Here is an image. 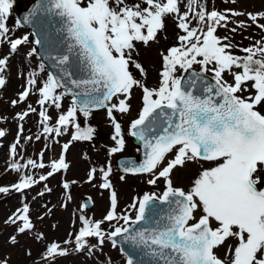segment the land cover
<instances>
[{
  "label": "snow or ice",
  "instance_id": "1",
  "mask_svg": "<svg viewBox=\"0 0 264 264\" xmlns=\"http://www.w3.org/2000/svg\"><path fill=\"white\" fill-rule=\"evenodd\" d=\"M14 3L15 0H0V40L13 51L29 40L27 35L8 38L6 21ZM37 3L38 7L24 16V22H31L37 11L58 17L60 31L66 34L67 54L52 57L59 73H48L39 86L35 73H29L27 86L11 103L15 106L25 101L36 88L43 133L61 136L72 129L71 140L62 146L59 158L48 165L32 159L26 164L10 163L9 167L20 173L19 180L0 186V193H23L38 183L21 171L24 167H49L51 170L40 175L39 181L68 169L64 151L73 141L93 139L95 129L88 125V119L94 109H106L113 128L111 139L115 146L108 149L109 155L122 151L125 140L114 113H130L132 92L139 88L142 106L128 131L140 141L143 159L139 164L129 162L123 170L146 175L147 184L152 186L162 180V189L133 197L127 209L118 213V196L108 179L111 169H102L100 188L111 190L110 207L101 220L80 217L82 226L75 233L73 251H92L108 240L113 247L119 242L132 249H120L126 256L125 264H145L143 257L149 258L147 264H264V36L240 47L228 36L216 34L220 28L228 30L229 22L236 25L230 29L232 33L252 25L264 33V23H260L264 11L208 10L200 0H186L184 10L182 0ZM241 16L250 23L234 19ZM167 17L174 19L183 34L177 35V44L160 54L158 87H149L131 70L134 67L141 76H147V70L133 53L138 42L147 45L157 39ZM42 43L41 39L34 41L36 45ZM36 51L33 47L29 55ZM72 57L79 76L70 70ZM8 63L7 56L0 57V88L7 83L4 73ZM194 65L200 66L199 72ZM205 73L212 74L213 82L207 81ZM226 75L231 80L225 79ZM66 95H71V104L50 124L52 117L45 104L60 109ZM36 111L29 105L16 118L23 121ZM80 117L84 119L83 127ZM20 132L11 147L13 155ZM4 135L0 130V137ZM40 138L37 135L36 139ZM43 155L42 152L41 158ZM200 162H207L209 167L201 164L187 189L175 185L173 173L177 168ZM94 173L95 169L89 171V181L94 179ZM63 187L67 189L69 183ZM46 190L51 191L47 187ZM29 212V205L24 203L5 223L16 225L18 233H25L33 228ZM105 222L110 225L107 232L102 227ZM37 238H43L42 234ZM89 238H95L97 244L89 245ZM11 242H16L15 236ZM219 248H225L223 256L218 254ZM68 254V248L53 241L46 245L42 259L45 264H54L57 257ZM137 255L142 258L136 260ZM0 264H8V260L0 259Z\"/></svg>",
  "mask_w": 264,
  "mask_h": 264
},
{
  "label": "rangeland",
  "instance_id": "2",
  "mask_svg": "<svg viewBox=\"0 0 264 264\" xmlns=\"http://www.w3.org/2000/svg\"><path fill=\"white\" fill-rule=\"evenodd\" d=\"M30 2L31 0H15L6 21L10 29L9 39L23 38L27 34L28 42L18 46L17 50L13 51L7 42L0 40V57L7 56L9 60L7 70L4 73L7 83L3 88H0V128L5 129V135L0 137V186H10L19 180L20 173L13 171L9 165L19 159L12 156L11 147L16 144L17 133L20 132L21 125L23 130L20 132L16 152L25 153L29 159L38 163L43 162L48 165L51 160L58 159L62 146L71 140L72 129L61 136H55L54 133H43L39 117L40 105L37 103L40 97L36 88L32 89L25 101H19L15 106L11 103L12 100H18V94L27 86L26 81L29 73H35L37 86L47 79L49 73L46 67L41 66V61L36 52L29 55L31 49L36 48L31 32L21 24H17L18 9L27 7ZM200 3H203L208 10L215 8L218 11H223L232 8L242 12L264 11V0H236L234 4L231 0H200ZM185 4L186 0H182V10H184ZM234 19L245 20L250 23L246 16ZM164 23L165 28L155 41H150L147 45L138 42L136 52L133 53L134 59L147 70V76H141L134 67L131 70L138 79L143 80L149 87H158L159 71L162 66L160 54L177 44V35L183 34L176 27L172 17H167ZM260 23H264V20H261ZM193 25H195V21H193ZM233 27L236 25L229 22L228 30L223 29V32H226L224 36H228L232 43L240 47L249 46L264 36V33L254 25L246 30L238 29L236 33L230 31ZM219 36L224 37L221 34ZM233 51L237 55H242L238 49ZM193 68L200 71L199 65H194ZM206 74L212 76L211 73ZM225 79L231 80V77L226 75ZM57 91L62 90L58 89ZM71 102L72 99L69 96H64L60 109L46 103L44 107L47 108L48 114L52 117L49 123L54 124L56 117L61 112H65ZM130 104V113H114L121 123L122 135L125 140V147L122 151L109 155L108 149L115 146V142L111 139L113 128L107 117L106 109L94 110L88 119V125L95 129L93 139L73 141L64 151L65 162L69 165L68 169H61L47 180L39 181L40 175H46L51 170L49 167L43 169L32 168L31 166L24 167L21 171L25 170V174L33 176L38 183L30 189L24 190L23 193L15 191H10L8 194L0 193V259H7L8 264H45L42 254L46 245L55 241L60 243L62 247L68 248L69 254L57 257L54 264H125V256L120 253L118 246L113 247L108 240H105L102 247L92 251L85 249L76 252L73 249L75 247V233L82 226L80 217L101 220L110 207L111 190L100 188V184L103 183L102 169H111L108 179L118 196V213L127 209L133 197L142 196L144 192L162 189V180L158 186H152L147 184L148 177L146 175H131L121 172L115 166V159L120 155L139 157L138 145L133 142L128 131L131 120L137 117L139 108L142 106V92L139 88L133 90ZM29 105L36 108L37 111L35 113L30 112L23 121L18 120L16 114L27 111ZM261 111H264V105L261 106ZM79 122L83 127V117L79 118ZM37 135L41 137L39 140L36 139ZM29 137H33V139L28 141L26 138ZM42 152L44 155L41 158ZM201 164L203 167H209L207 162H200V164L189 163L184 168H177L173 173L175 185L187 189L192 177L200 170ZM92 169H95L94 179L89 181L88 173ZM122 176L124 177L123 180L120 179ZM65 182L71 184L70 190L63 187ZM46 187L51 191H47ZM84 196L91 198L90 208H84L82 203ZM24 203L29 205V215L33 228L26 230L25 233H18L16 225L5 223V221ZM113 223L117 222L114 221ZM102 227L106 232L110 230L108 222H105ZM70 233L72 235H69ZM41 234L43 238H37ZM12 236L16 237L15 243L11 242ZM66 240L69 241L68 244H64ZM88 243L89 245H96L97 240L89 238ZM224 252L225 248L218 249L219 255L223 256Z\"/></svg>",
  "mask_w": 264,
  "mask_h": 264
},
{
  "label": "water",
  "instance_id": "3",
  "mask_svg": "<svg viewBox=\"0 0 264 264\" xmlns=\"http://www.w3.org/2000/svg\"><path fill=\"white\" fill-rule=\"evenodd\" d=\"M39 2L43 4L45 3V0H39ZM35 7H38L37 0H32L28 5V7L26 8H20L18 10V19L25 27L32 30L35 40L41 39L43 41L41 45H37V52L40 58L42 59V61L48 67L49 71L51 73L58 74L59 69L57 68L56 62L52 59V57L57 55L67 54V46L64 41V36L66 34L60 31L61 23L59 18L47 12L37 11L36 15L32 17L31 22L25 23L24 16L28 14L30 11H33ZM71 63H72V67L70 70L76 72V75L79 76L80 73L77 71L75 57L71 58ZM183 75L186 76L187 74H183ZM203 75H205L208 82H213L212 76L208 74H203ZM134 142H136L140 146V159H137L134 156H119L116 159V166L119 169L123 170L124 167L129 164V162L139 164L143 159V150L141 148L140 141L134 137ZM83 203L84 205H86L85 206L86 208L91 207V199L89 197H84ZM117 239L119 240V238ZM118 246L120 249L121 247H124L128 252L132 251V249L128 245H122L121 243L118 242ZM135 258L136 260H140L142 257L137 255ZM143 259L145 261V264H147L149 258L143 257Z\"/></svg>",
  "mask_w": 264,
  "mask_h": 264
}]
</instances>
